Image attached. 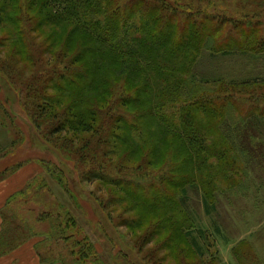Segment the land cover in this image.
I'll list each match as a JSON object with an SVG mask.
<instances>
[{
	"label": "trees",
	"instance_id": "trees-1",
	"mask_svg": "<svg viewBox=\"0 0 264 264\" xmlns=\"http://www.w3.org/2000/svg\"><path fill=\"white\" fill-rule=\"evenodd\" d=\"M198 1L202 2L197 7L194 0H0V73L20 81L22 105L35 129L49 143L55 142L57 146L53 145L64 157L85 167L81 172L84 182L118 185L108 174L120 170L118 163H111L121 148L122 136L118 132L130 126L128 139L134 148H139L145 137L134 123H138L145 105L147 115L169 127V134L180 140L185 151L180 156L174 146H169V164L158 179L160 183L169 186L176 181L180 184L194 180L204 187L218 189L224 180L237 176L238 163L248 154V149L238 147L242 145L239 134L248 130L258 132L257 121L264 122V107L246 109L245 113L250 115L237 123L238 132L232 129L230 113L224 117L233 107L244 108V103L235 101L237 94L263 99L264 79L233 81L211 72L206 73L212 74V78H199L197 70L202 59L198 58L222 42L245 49L263 47L264 38L254 34L264 17V0H245L250 1L248 12L257 18L255 23L215 15L213 9L221 7L217 0ZM254 8L262 10L256 12ZM243 10L247 8L244 6ZM251 15L243 18L247 20ZM228 27H232V33ZM227 52L230 51L223 54ZM249 88H253L251 93ZM254 111L257 114L253 116ZM218 125L221 130H233L232 143L220 138ZM111 147L117 154L110 151ZM148 153L151 154L145 155ZM181 161L183 167L188 165L183 175L179 173ZM44 166L52 177L49 182L41 179V184H29L39 190L47 189L61 200L52 205L47 199L45 206H40V220L49 223L48 232L28 234L25 226L7 216L6 209L16 193L1 211L0 254L40 236L42 240L35 249L41 264H68L66 258L72 259L70 264H86L93 255L99 259L95 242L73 214L72 207L77 204L66 181L61 179L64 173L50 163ZM135 188L128 198L138 203V191L144 189V184ZM148 188L158 198L169 197L168 189L155 184ZM99 191L102 193L100 187ZM100 203L103 205V200ZM171 215L165 214L170 220ZM139 223L118 224L133 232ZM168 228L166 221H150L146 232L135 240L140 252L153 243L145 257L147 262L161 264L167 260L173 235L164 233ZM208 234L197 227L185 231L199 262H190L187 249L179 246L176 252L181 261L177 264H203L209 250L214 262L217 256L211 250L215 243ZM57 246H61L62 252L53 257L51 252Z\"/></svg>",
	"mask_w": 264,
	"mask_h": 264
},
{
	"label": "rangeland",
	"instance_id": "rangeland-1",
	"mask_svg": "<svg viewBox=\"0 0 264 264\" xmlns=\"http://www.w3.org/2000/svg\"><path fill=\"white\" fill-rule=\"evenodd\" d=\"M238 1L217 0L221 7L213 9L214 14L232 21L242 22L243 19L246 23L250 21L255 23L257 18H253L248 12L250 1ZM194 2L198 7L202 1L194 0ZM244 6L247 8L246 11L243 10ZM254 10L260 12L258 10L262 9L254 8ZM246 14L251 15L247 20L243 18ZM261 20L260 29L254 34L256 38L260 36L264 38V17ZM228 28L232 33V27ZM222 44L223 42L213 45L218 48H214L212 52L208 49L198 58L202 59L197 70L199 78L206 75L212 78L213 75L209 74L211 72L216 76L234 79L233 81L264 79V46L245 49L232 44L229 46ZM225 50L230 52L223 54ZM6 75L0 73V186L7 185L5 183L13 179L12 175L16 172L11 174L10 171L21 163L24 164L27 175L35 170L31 169L30 164L36 167L29 181V183L33 181L34 184L35 182L41 184V179L49 182L51 176L44 166L46 163L59 168L64 173L61 179L66 181L68 192L78 205H73V214L89 233L99 253V259L93 255L86 264H153L154 261L149 263L145 258L150 249H153V243L140 252L135 240L146 232L150 221L157 220L168 223L169 228L164 233H173L167 260L161 264L179 263L181 260L176 252L179 246L187 249V258L190 262H199L198 256L184 236L185 231L196 227L209 232L208 235L215 243L211 251L217 258H214V262L211 261L209 250L204 256L203 264H264V122L262 120L257 121L260 124L258 132L248 130L238 133V140L243 145L238 147L248 149V154L238 163L239 172L234 179L224 180L218 189L215 186L204 187L194 180L180 184L176 181L175 184L164 186L165 184L160 183L158 179L169 164L166 160L169 146H174L180 156H184L185 151L180 140L174 134H169V127L147 115L148 110L145 105L141 118L137 120L138 123H134V127L143 130L145 137L139 148H134L128 139L130 126L126 125L118 132L122 136L119 143L121 148L118 155L112 157L111 163H118L120 170L108 172L118 185L97 181L92 185L82 179L81 172L86 170L84 166L77 165L75 159L64 157L58 147L53 145H56L55 142L49 143L35 129L22 105L24 93L18 90L20 81L10 80ZM255 87L260 89L259 86ZM250 89L253 88L248 89L251 93ZM234 97L237 104L242 102L245 106L242 109L238 107V110L231 108L224 119L230 113L229 116L234 121L232 129L238 132L237 123L250 115V112L245 113L246 109H250V106L263 109L264 97L260 101L246 94H237ZM241 98L247 102L242 101ZM256 114L257 112L254 111L253 116ZM210 125H213L211 121ZM216 130L223 140L228 143L234 141L233 130L230 131L228 127L221 130V125H218ZM233 147L238 153L234 144ZM114 150L115 148H110L112 153L117 154ZM145 152L151 154L145 155ZM182 161L179 172L181 175L188 170V165L185 164L183 167ZM223 173L228 175L227 171ZM3 175L9 176L1 178ZM11 184L19 183L13 179ZM31 184L21 189L20 193L16 192L18 194L10 202L6 213L11 220L25 226L28 234L43 235L48 232L49 223L40 220L43 209H40V206L44 205L47 199L52 205H57L61 200L51 191L48 192L44 188L39 190L38 186ZM52 184L57 185L54 182ZM139 184H144V189L138 191V197L141 198L138 203H134L128 198V193L135 190ZM152 184H155V187L168 189L169 197L158 198L154 190L148 188ZM28 187L29 191H27ZM54 190L57 191V188ZM204 198L207 199L208 206L204 205ZM102 200L103 205L100 203ZM169 213L172 214L171 220L165 216ZM121 221H140V226L131 232L126 226L118 224ZM195 236H197L196 232ZM59 252H62L61 246H57V250L51 253L53 257H57ZM66 260L68 264L72 262L71 258Z\"/></svg>",
	"mask_w": 264,
	"mask_h": 264
},
{
	"label": "crops",
	"instance_id": "crops-1",
	"mask_svg": "<svg viewBox=\"0 0 264 264\" xmlns=\"http://www.w3.org/2000/svg\"><path fill=\"white\" fill-rule=\"evenodd\" d=\"M33 165L34 164H30L29 166L31 167V169L36 170V167H34ZM21 168L22 169L17 170L16 173L12 175L13 179L17 180L19 184L12 185L11 184V181L13 180L12 179L11 181L5 183L7 185L0 186V232L2 230V225H3L1 211L5 207L8 199L16 192L25 188L26 185L31 180L32 174L35 173L34 170V172L27 175L25 173L26 168H24V166ZM41 240L42 239L40 237H35L18 248L0 254V264H41V260L35 249L36 244Z\"/></svg>",
	"mask_w": 264,
	"mask_h": 264
}]
</instances>
